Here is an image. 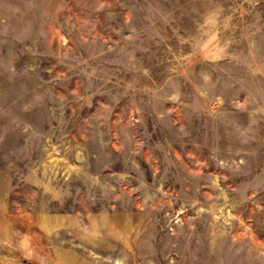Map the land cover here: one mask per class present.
<instances>
[{
  "label": "rangeland",
  "instance_id": "1",
  "mask_svg": "<svg viewBox=\"0 0 264 264\" xmlns=\"http://www.w3.org/2000/svg\"><path fill=\"white\" fill-rule=\"evenodd\" d=\"M264 264V0H0V264Z\"/></svg>",
  "mask_w": 264,
  "mask_h": 264
},
{
  "label": "water",
  "instance_id": "2",
  "mask_svg": "<svg viewBox=\"0 0 264 264\" xmlns=\"http://www.w3.org/2000/svg\"><path fill=\"white\" fill-rule=\"evenodd\" d=\"M30 264V263H29Z\"/></svg>",
  "mask_w": 264,
  "mask_h": 264
}]
</instances>
